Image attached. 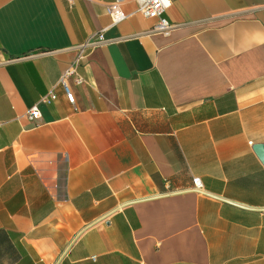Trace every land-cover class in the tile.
<instances>
[{"label": "crops", "instance_id": "obj_1", "mask_svg": "<svg viewBox=\"0 0 264 264\" xmlns=\"http://www.w3.org/2000/svg\"><path fill=\"white\" fill-rule=\"evenodd\" d=\"M112 1L0 0V264H264V0Z\"/></svg>", "mask_w": 264, "mask_h": 264}, {"label": "built area", "instance_id": "obj_2", "mask_svg": "<svg viewBox=\"0 0 264 264\" xmlns=\"http://www.w3.org/2000/svg\"><path fill=\"white\" fill-rule=\"evenodd\" d=\"M124 1L125 0H114L110 2L107 6V13L111 18L112 26L121 23L128 17V14H126V12L123 9ZM136 3H137V12L139 14H141L144 18L155 20L152 28L150 29V33L157 32V33L169 35L171 30L173 29V25L166 17V11L170 5V0H136ZM104 31L105 29L77 46L79 50L78 56L75 58L71 66L64 72V74L61 77L60 82L64 87L67 100L72 104L75 103L76 97L74 92L71 90L70 86L68 85V78L74 77L76 83L78 84H81L83 82V79L77 73L76 68L78 64L81 62V60L85 58L86 52L88 50H91L97 46H100L108 42V40L105 37ZM55 99H56V95L50 94L45 98H43V102L49 103L50 101ZM41 116H42L41 111L38 108V106H33L27 112L28 119L32 121L39 120ZM250 144L252 145V142H250ZM192 182H193V187L198 192L201 193L205 192L204 184L200 177L198 176L194 177Z\"/></svg>", "mask_w": 264, "mask_h": 264}, {"label": "water", "instance_id": "obj_3", "mask_svg": "<svg viewBox=\"0 0 264 264\" xmlns=\"http://www.w3.org/2000/svg\"><path fill=\"white\" fill-rule=\"evenodd\" d=\"M253 148L262 163L264 164V144H255Z\"/></svg>", "mask_w": 264, "mask_h": 264}]
</instances>
